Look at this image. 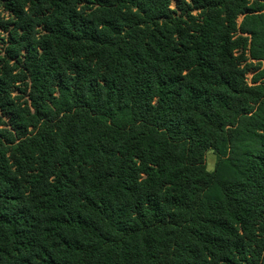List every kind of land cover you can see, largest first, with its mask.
<instances>
[{"label": "trees", "instance_id": "obj_1", "mask_svg": "<svg viewBox=\"0 0 264 264\" xmlns=\"http://www.w3.org/2000/svg\"><path fill=\"white\" fill-rule=\"evenodd\" d=\"M0 47V264H264V0H0Z\"/></svg>", "mask_w": 264, "mask_h": 264}, {"label": "rangeland", "instance_id": "obj_2", "mask_svg": "<svg viewBox=\"0 0 264 264\" xmlns=\"http://www.w3.org/2000/svg\"><path fill=\"white\" fill-rule=\"evenodd\" d=\"M174 5V1L172 3V6ZM4 36V35H2ZM0 53H2V48L0 47ZM252 79V74H249L247 76V81L250 83ZM218 158L215 156V154L212 151H209L205 156V164L206 169L208 172H214L215 168L217 166Z\"/></svg>", "mask_w": 264, "mask_h": 264}]
</instances>
